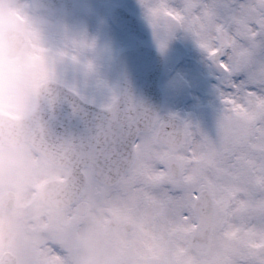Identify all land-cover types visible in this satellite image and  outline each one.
Here are the masks:
<instances>
[{"label":"snow or ice","instance_id":"1","mask_svg":"<svg viewBox=\"0 0 264 264\" xmlns=\"http://www.w3.org/2000/svg\"><path fill=\"white\" fill-rule=\"evenodd\" d=\"M139 2L160 48L182 29L215 67L213 134L108 87L95 41L66 33L35 93L30 181L113 264H264V0Z\"/></svg>","mask_w":264,"mask_h":264},{"label":"rangeland","instance_id":"2","mask_svg":"<svg viewBox=\"0 0 264 264\" xmlns=\"http://www.w3.org/2000/svg\"><path fill=\"white\" fill-rule=\"evenodd\" d=\"M74 1L75 6L72 13L68 15L51 13L53 18L58 21L57 27L50 33L49 43L51 47L61 46L66 31L77 35L82 31V34L89 40H92L94 34H97L93 38L101 41L93 49L96 56L92 57V52L89 56L97 67L100 79L112 88L117 86L111 65L115 55L123 49L139 45L157 49L165 59L160 80L162 95H164L163 113L175 114L181 119L198 124L203 131L213 134L219 111L217 71L207 59L206 53L196 44L189 33L182 29L175 30L165 46L160 48L143 8L132 11L137 17L143 33L147 35L146 39L140 40L134 35L118 32L108 20L113 8H125V0ZM200 82L205 85L204 91H200L198 88ZM6 170L4 168L3 174L6 173ZM8 173L12 174L13 178L19 175V178L16 179L18 182L13 183L15 180L6 182L4 179L0 184V194L8 189H13L12 187H16L15 191L17 192L29 193L31 191L29 190L30 185L26 182L28 179H24L23 172L11 168ZM4 224L0 225V255L4 251L12 252L19 257L20 264L64 263L60 258L55 259L53 255L48 254L44 255V260H42L35 249L29 245L27 241L29 236L40 238L39 229L36 228L37 231L34 230L35 232L31 233L28 225L18 226L16 222L12 224L7 221ZM61 225L62 227L55 229L59 241L67 245L76 244L75 246L80 249L76 262L69 264H96L98 257H101L100 264H110V251L106 247L65 224ZM74 233H77L76 236ZM97 248H99V252Z\"/></svg>","mask_w":264,"mask_h":264},{"label":"clouds","instance_id":"3","mask_svg":"<svg viewBox=\"0 0 264 264\" xmlns=\"http://www.w3.org/2000/svg\"><path fill=\"white\" fill-rule=\"evenodd\" d=\"M57 25L43 0H0V156L12 158L20 172H28L31 141L41 127L35 93ZM27 241L37 252L42 244L47 250L45 241L58 243L52 235Z\"/></svg>","mask_w":264,"mask_h":264},{"label":"water","instance_id":"4","mask_svg":"<svg viewBox=\"0 0 264 264\" xmlns=\"http://www.w3.org/2000/svg\"><path fill=\"white\" fill-rule=\"evenodd\" d=\"M43 2L48 9H59L64 12H68L72 5L71 0H43ZM134 53H136V56L138 55V59H141V64L122 57L121 61L119 60L118 64L115 65L119 78V89L127 88L134 99L142 102L158 114L161 110V93L158 91L156 81L162 68L161 56L146 48L138 49ZM144 68L148 69L147 74L149 69L153 68V71L148 74V79L144 78L146 74ZM56 111L62 117L65 114V107L60 105ZM45 191L47 193H59L55 185H48L45 190L43 189L42 193H46ZM44 200L47 203L52 201L45 197ZM2 257L0 264H15V259L9 254H5Z\"/></svg>","mask_w":264,"mask_h":264},{"label":"flooded vegetation","instance_id":"5","mask_svg":"<svg viewBox=\"0 0 264 264\" xmlns=\"http://www.w3.org/2000/svg\"><path fill=\"white\" fill-rule=\"evenodd\" d=\"M30 194L20 192L17 194L13 210L6 211L0 208V225L16 222L18 226L22 225H38L47 224L51 227L53 233L52 236L57 240V244L63 248L65 244L59 241L56 235V227H62L63 223L61 212L62 211H49L40 201L38 195H33V198L28 202L26 200ZM2 223V224H1Z\"/></svg>","mask_w":264,"mask_h":264}]
</instances>
